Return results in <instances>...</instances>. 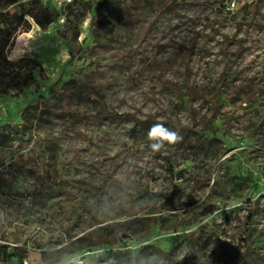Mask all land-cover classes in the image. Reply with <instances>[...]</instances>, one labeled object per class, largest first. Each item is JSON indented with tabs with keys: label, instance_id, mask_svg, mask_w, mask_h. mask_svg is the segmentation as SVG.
Listing matches in <instances>:
<instances>
[{
	"label": "rangeland",
	"instance_id": "rangeland-1",
	"mask_svg": "<svg viewBox=\"0 0 264 264\" xmlns=\"http://www.w3.org/2000/svg\"><path fill=\"white\" fill-rule=\"evenodd\" d=\"M251 1L185 0L148 30L145 16L117 41L90 35L87 0H61L59 20L44 31L27 17L31 30L9 42L6 59L31 68L44 99L70 113H44L30 136L20 131L21 140L1 148L0 248L28 264H238L241 257L264 264L245 243L247 231L264 238V0L253 16L245 7ZM193 39L189 69L177 63L159 73L153 59H168ZM59 77L63 84L48 92ZM185 79L230 84L236 99L223 100L214 121L220 140L211 142V126L201 121L209 107L196 104L194 127L207 146L194 153L150 138L153 127L144 123L189 124L164 87L169 81L184 91ZM35 97L32 88L18 99L0 97V124H17ZM128 215L156 219L148 240L133 238L118 260L100 256L102 248L91 247L100 239L89 231ZM113 228L118 238L122 231Z\"/></svg>",
	"mask_w": 264,
	"mask_h": 264
},
{
	"label": "trees",
	"instance_id": "trees-1",
	"mask_svg": "<svg viewBox=\"0 0 264 264\" xmlns=\"http://www.w3.org/2000/svg\"><path fill=\"white\" fill-rule=\"evenodd\" d=\"M18 0H0V97H11L12 99H18L21 97L25 90L28 88L33 89V93L36 95L33 103H29L26 107L17 113L18 123H1L0 124V166H2L7 158L4 154V147H9L10 143L22 139L21 133H26L28 136L32 134L35 123L38 122L44 113L52 114L57 119H62L66 114H69L68 109H64L65 105L57 104L54 102H48L44 99L42 93H40V83L29 68L27 71L22 70V66L6 59L5 49L9 42L18 34L28 33L31 30V23L25 19L29 17L35 27L40 30H46L50 25L57 23L60 13L51 5H43L39 0H32L25 5L22 9H16L15 4ZM185 0H87L86 5L88 7L89 20L88 26L90 35L94 40L108 39L112 41L126 38L133 33V31L142 24V20L145 16L150 15L151 20L147 23V30L150 28L156 20L165 15H172L176 13L177 8L184 3ZM258 0H252L245 5L249 8V14L256 13ZM16 9V10H14ZM225 46L223 48L225 62H228L229 57L227 55V45L229 41L227 37L224 38ZM191 46H188V42L179 43L178 51L172 54L168 59H153V64L158 68L159 73H163L168 67L177 63L184 64V67L189 69V60L193 47L197 46L195 39L191 42ZM83 52L80 48L79 54ZM224 74H227L228 67ZM63 84V79L59 77L51 86L46 87L48 92H53L57 86ZM184 91L174 83L169 81L164 83V87L173 92L176 96V105L178 115H186L189 118V124L185 125L180 123L179 119L177 123L168 119L166 123H156L146 121L144 123H150L153 127L155 125H162L164 129H168L176 136L178 146L182 147L187 153H194L197 150L207 146L206 142L201 138L202 128L200 130L194 127L197 123V117L199 115V109H196V104L208 105V113L201 119L205 121L203 126L208 122L211 126L209 135H206L209 142L214 140H220L219 134L214 128V121L219 114V109L222 104L228 102V104L235 105V95L231 94V85L224 82H190L185 79L182 82ZM199 93V95H198ZM222 99V101H221ZM224 100V101H223ZM55 109H59L55 111ZM73 113L70 114L72 116ZM200 120V117L198 118ZM152 121V120H150ZM182 171L176 174V178L181 180ZM213 192V190L211 191ZM249 206H252V210H255L256 203L248 201ZM156 223L155 218H147L146 220L136 219L134 215H128L122 219V222L117 223L113 227H117L122 234L118 238H113L112 233L115 231L112 226H101L98 230L92 229L88 233V237L93 235L100 239L99 243H93L92 248H102L100 256L111 260H118L120 256L127 253L124 249L128 243L133 242V238L136 244H142L148 240V236L151 232L152 225ZM101 224V223H99ZM245 243L251 248L252 252L264 258V238L259 233H251L247 231L245 233ZM67 247L66 250H69ZM234 253H230V258L233 259ZM13 258H16V264H22L24 260L23 255L8 254L7 247L0 248V262L8 263ZM244 263L243 258L239 260L238 264Z\"/></svg>",
	"mask_w": 264,
	"mask_h": 264
},
{
	"label": "clouds",
	"instance_id": "clouds-1",
	"mask_svg": "<svg viewBox=\"0 0 264 264\" xmlns=\"http://www.w3.org/2000/svg\"><path fill=\"white\" fill-rule=\"evenodd\" d=\"M149 136L152 139L159 138L161 140L174 141L176 136L174 133H169L162 125H155L149 132ZM154 148H158L159 145H153Z\"/></svg>",
	"mask_w": 264,
	"mask_h": 264
},
{
	"label": "built area",
	"instance_id": "built-area-1",
	"mask_svg": "<svg viewBox=\"0 0 264 264\" xmlns=\"http://www.w3.org/2000/svg\"><path fill=\"white\" fill-rule=\"evenodd\" d=\"M39 1L51 5L52 7L57 9V11H59V8L61 7V0H39ZM65 1L66 3H70L72 0H65ZM22 264H28V263L24 260Z\"/></svg>",
	"mask_w": 264,
	"mask_h": 264
},
{
	"label": "crops",
	"instance_id": "crops-1",
	"mask_svg": "<svg viewBox=\"0 0 264 264\" xmlns=\"http://www.w3.org/2000/svg\"><path fill=\"white\" fill-rule=\"evenodd\" d=\"M26 21V20H25Z\"/></svg>",
	"mask_w": 264,
	"mask_h": 264
}]
</instances>
